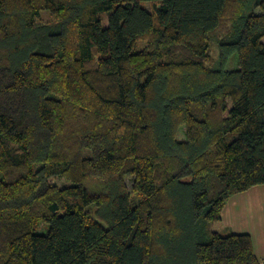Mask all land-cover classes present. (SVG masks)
I'll return each instance as SVG.
<instances>
[{"label":"trees","instance_id":"obj_1","mask_svg":"<svg viewBox=\"0 0 264 264\" xmlns=\"http://www.w3.org/2000/svg\"><path fill=\"white\" fill-rule=\"evenodd\" d=\"M257 184L264 0H0V264H264Z\"/></svg>","mask_w":264,"mask_h":264},{"label":"crops","instance_id":"obj_2","mask_svg":"<svg viewBox=\"0 0 264 264\" xmlns=\"http://www.w3.org/2000/svg\"><path fill=\"white\" fill-rule=\"evenodd\" d=\"M214 225L217 226L215 231H224V234L249 233L255 255L264 262V184L233 194L222 209L221 219Z\"/></svg>","mask_w":264,"mask_h":264},{"label":"rangeland","instance_id":"obj_3","mask_svg":"<svg viewBox=\"0 0 264 264\" xmlns=\"http://www.w3.org/2000/svg\"><path fill=\"white\" fill-rule=\"evenodd\" d=\"M145 5L147 6L148 9H151V5L149 3H145ZM100 14H101V17H102V23L106 24V22H107V13L106 12H101ZM46 18H47L46 14H43V20H46ZM211 53H212V56H216V47L215 46L212 47ZM181 137H182V134H181ZM127 182H128V184L130 183V181H127ZM60 183H62V182H60ZM211 228L216 230L217 226L214 225ZM222 232H224V231H221V233ZM241 233H243V232H241ZM222 234H224V233H222Z\"/></svg>","mask_w":264,"mask_h":264}]
</instances>
